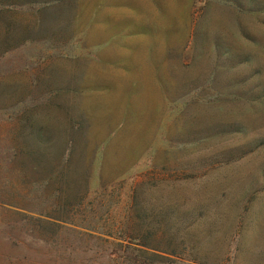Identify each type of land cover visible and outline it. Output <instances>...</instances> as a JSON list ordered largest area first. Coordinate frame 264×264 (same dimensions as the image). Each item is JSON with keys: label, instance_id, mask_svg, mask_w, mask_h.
I'll return each mask as SVG.
<instances>
[{"label": "rangeland", "instance_id": "rangeland-1", "mask_svg": "<svg viewBox=\"0 0 264 264\" xmlns=\"http://www.w3.org/2000/svg\"><path fill=\"white\" fill-rule=\"evenodd\" d=\"M0 264H264V0H0Z\"/></svg>", "mask_w": 264, "mask_h": 264}, {"label": "trees", "instance_id": "trees-1", "mask_svg": "<svg viewBox=\"0 0 264 264\" xmlns=\"http://www.w3.org/2000/svg\"><path fill=\"white\" fill-rule=\"evenodd\" d=\"M68 163H70V161H68ZM68 166H66L63 170V172L60 174V177L62 178L63 182L62 184H68L69 186L70 184V179H69V172L68 170L70 169Z\"/></svg>", "mask_w": 264, "mask_h": 264}]
</instances>
